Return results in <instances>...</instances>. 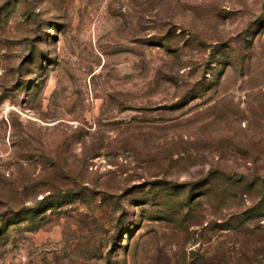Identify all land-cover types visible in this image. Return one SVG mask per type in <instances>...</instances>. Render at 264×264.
I'll return each mask as SVG.
<instances>
[{"label": "rangeland", "instance_id": "374dc122", "mask_svg": "<svg viewBox=\"0 0 264 264\" xmlns=\"http://www.w3.org/2000/svg\"><path fill=\"white\" fill-rule=\"evenodd\" d=\"M0 264H264V0H0Z\"/></svg>", "mask_w": 264, "mask_h": 264}]
</instances>
